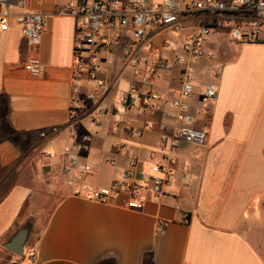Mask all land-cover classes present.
<instances>
[{
  "label": "crops",
  "instance_id": "1",
  "mask_svg": "<svg viewBox=\"0 0 264 264\" xmlns=\"http://www.w3.org/2000/svg\"><path fill=\"white\" fill-rule=\"evenodd\" d=\"M69 1L27 0L25 10L45 20L38 51L13 20L8 31L0 29V264H15L17 256L4 245L28 226L23 212L34 200L30 187L9 185L11 172L46 169L61 172L63 194L29 259L17 264H264V30L254 44L232 41L226 29L210 37L214 58L195 66L197 92L208 84L219 90L212 114L196 115L195 127L207 134L203 146L172 147L175 123L162 113L131 110L124 119L108 113L96 126L81 111L77 131L92 136L82 161L92 171L78 179L74 170L64 173L70 140L50 132L71 123L75 20L60 14ZM27 63H41L43 76H29ZM121 68L117 60L101 75L137 81ZM179 76L176 67L158 85L163 110L176 98ZM85 85L87 92L92 83ZM149 120L164 128L146 131ZM132 129L141 130L142 138H132ZM131 156L140 162L135 177L148 186L152 166L174 159L175 180L164 197L142 192L140 209L129 207L127 196L113 203L86 197V186L100 189L122 180Z\"/></svg>",
  "mask_w": 264,
  "mask_h": 264
},
{
  "label": "built area",
  "instance_id": "2",
  "mask_svg": "<svg viewBox=\"0 0 264 264\" xmlns=\"http://www.w3.org/2000/svg\"><path fill=\"white\" fill-rule=\"evenodd\" d=\"M26 3L27 0H0L3 7L0 29L8 31L13 20L31 48L38 51L45 20L42 14L25 10ZM60 14L75 20L71 123L55 126L50 132L55 136L66 135L70 140L64 148L68 156L64 173L71 174L74 170L78 179L92 171L82 161L92 136L78 133L76 125L81 115L97 126L108 113L120 119L131 110L140 116L162 113L175 123L172 147L178 148L183 143L203 146L207 134L195 127L196 115L212 114L219 90L216 85L208 84L197 92L194 77L196 64L214 58L208 47L210 37L219 29H226L232 41L254 44L260 41L264 30V0H71ZM117 60L122 63L121 72L132 71L137 81L129 82L115 102L113 96L120 80H109L101 72L105 65L114 66ZM176 67L180 68V87L176 98L169 103L170 109L163 110L164 99L158 85L172 76ZM222 69L218 66L217 72ZM25 71L39 78L43 76L44 66L27 63ZM85 83H92L87 92ZM144 128L153 131L164 127L149 120ZM46 136V132L41 133L42 138ZM142 136L141 130H131L132 138ZM139 163L136 156L129 157L122 180L100 189L86 186L83 188L86 197L113 203L127 196L128 206L134 209L143 206L142 192L164 197L175 180L170 167L174 159L167 157L165 163L152 166L150 186L135 177Z\"/></svg>",
  "mask_w": 264,
  "mask_h": 264
},
{
  "label": "rangeland",
  "instance_id": "3",
  "mask_svg": "<svg viewBox=\"0 0 264 264\" xmlns=\"http://www.w3.org/2000/svg\"><path fill=\"white\" fill-rule=\"evenodd\" d=\"M126 89L127 81L126 79H122L118 90L113 96V101L116 102L119 93ZM11 176L12 180L9 181V185L15 181V183L30 187L34 192L33 202L23 212L22 221L28 220L27 227L30 228V233L24 255L16 257L15 264H17L18 261L19 263H23L29 259L30 250L42 233L53 209L58 204L63 190L59 181L61 179V172H11Z\"/></svg>",
  "mask_w": 264,
  "mask_h": 264
},
{
  "label": "water",
  "instance_id": "4",
  "mask_svg": "<svg viewBox=\"0 0 264 264\" xmlns=\"http://www.w3.org/2000/svg\"><path fill=\"white\" fill-rule=\"evenodd\" d=\"M49 169L45 170V173H48ZM30 228L24 227L20 229L9 241L4 245V248L8 250L9 252L15 254L16 256H23L25 253V247L27 240L29 238Z\"/></svg>",
  "mask_w": 264,
  "mask_h": 264
},
{
  "label": "trees",
  "instance_id": "5",
  "mask_svg": "<svg viewBox=\"0 0 264 264\" xmlns=\"http://www.w3.org/2000/svg\"><path fill=\"white\" fill-rule=\"evenodd\" d=\"M16 138V140L18 139V136H16L15 137ZM53 212V211H52ZM52 214V213H51ZM20 230V229H19ZM42 234V233H41ZM41 234H40V236L37 238V240L34 242V245L32 246V248H34L35 246H36V244L38 243V241H39V239H40V237H41ZM31 248V249H32Z\"/></svg>",
  "mask_w": 264,
  "mask_h": 264
}]
</instances>
